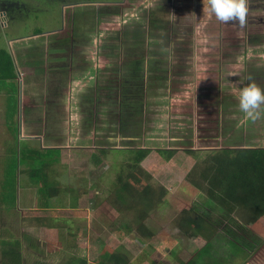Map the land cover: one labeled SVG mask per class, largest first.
<instances>
[{
    "label": "rangeland",
    "instance_id": "rangeland-1",
    "mask_svg": "<svg viewBox=\"0 0 264 264\" xmlns=\"http://www.w3.org/2000/svg\"><path fill=\"white\" fill-rule=\"evenodd\" d=\"M136 1L128 0L127 7L123 8L119 4V6L96 4L82 9L78 8L80 12H83V18H86L88 23L95 24L92 28L90 24L88 35L90 39L88 38L87 45L83 42L82 47H85L83 49L88 48L92 61L95 60V63L97 61L101 65L97 67V71H99V76H105L102 77V81H110L105 72L120 66L126 53L130 55L134 51L135 54L147 53L146 43L142 45L138 43L135 44L136 46L129 43L128 46L126 43H120L119 38L113 36L110 31L115 30L122 33L125 26L132 27V24L138 22L143 24L146 21L154 24L151 30L153 32L151 37L154 36L153 42L155 43L153 49L165 43V40H161L156 44L158 40L166 38L164 33H170L171 30H173L172 33L178 32L179 29L185 32L191 27V30L196 31L197 38L200 40L191 46L196 50H201V67L196 68L195 74L193 73L194 82L191 81L192 75H188L185 84H182V88L179 89V95L171 93L172 95L167 99H161L158 97L156 83L153 84L151 74L143 71L142 86L140 83L139 85L132 83L133 91L131 90L129 94L122 95V92L121 96H117L118 91L116 94L112 92L109 97L107 92L111 90L104 89L102 96L98 97L100 103L96 105V108H91L92 102L83 105V110H78L79 117L71 122L73 123L71 134L75 136L79 131V135L70 142L67 141L66 148H70L72 152L79 153L81 156L85 151L84 148L98 151L100 155L98 160L101 159L99 166H95L97 164L93 161L91 163L89 161L74 162L65 154V158L58 155L56 161L51 163L49 171L51 178L57 179L55 184L59 187L61 195L48 196V200L45 198V203L47 201L49 205L54 203L56 208L37 212L38 216H41L39 224L30 217L19 218L14 212L1 210L0 264L7 262L1 251L4 241L19 242L21 264H80V261H86L87 264H100L104 261L105 252L108 255L116 254L126 264H181L190 258L187 257L189 255L186 248L187 237L181 228L182 215L176 210V200L193 201L197 203L196 206L199 204V207L207 204L208 200L203 192L206 186L195 194L191 191V185L187 183V179L194 171L199 173L206 166V162L222 150L264 148V115L260 120L250 121L239 111L237 100L238 88L250 82L264 89V65L255 64L256 58L259 60L262 56L264 57V46L259 47V50L256 47L260 45V42L254 39L246 41L243 38V33L251 35L253 31L256 35L261 34L260 32L264 29L254 25L247 30L241 29L235 24L221 23L206 12L199 15L198 22L200 23L194 25L192 16L184 15L183 12H180L184 16L182 18H179L180 13L171 16V12L167 11L170 8H164L163 12L158 13V8L166 3L165 0H150L152 11H148L144 6L134 8ZM247 2L251 4L252 0H247ZM41 5L43 7L41 8L43 16L41 20L48 24L41 27L42 25L34 23L35 20L29 18L23 19L24 23L40 30L57 27L58 25L54 24L59 22V0H43ZM78 5L75 4L72 8ZM156 5L158 6L155 7ZM97 12L102 17L100 22H98L100 19L96 20ZM102 13L109 17L104 18L105 15ZM151 13L153 16L150 15ZM18 20L20 19H13L17 26L16 21ZM94 27L99 29L98 32L96 29V36L99 33L98 39L92 37ZM146 30L147 27L142 29L144 32ZM108 36H110L109 39H107ZM232 42L243 43L239 49L250 51V53L247 51L248 57L245 53L242 58L243 66L237 64L238 67L235 65L233 67L230 61L221 62L222 57L219 60L215 58V55L220 53L217 50L225 49V45L234 49ZM20 44V47L27 48L31 42L26 41ZM103 47L106 50L102 61L100 52ZM142 48L146 51L140 50ZM26 50L21 52L20 58L24 59L26 70L33 71L35 62L33 64L30 61H34L35 57L28 58ZM42 54L41 59L45 62L46 55ZM36 58L40 59V57ZM227 58L229 59L230 56ZM191 59L194 64L193 55ZM135 60L137 62L140 58L135 56ZM66 62H68L67 59ZM193 64H191L192 68ZM86 72L88 73L84 74H88V77L81 84H75L73 99H77L80 92L81 94L89 90L94 92L96 89V85L91 88L95 78L89 77L94 74L93 68L89 67ZM249 77L251 80L248 79ZM128 86L130 87L131 84ZM194 87L196 88L195 93ZM28 90L27 87L24 91L28 93L27 101L29 98L32 102L48 99L50 103L57 104V101L61 100L59 98L62 97L61 91V94L57 95L59 89L57 93L55 90L54 92L44 91L45 98L34 96L38 94V91L34 93L33 88ZM66 95L64 91V97ZM115 96H117L116 100L114 99L116 104L113 103ZM123 96H127L125 97L127 103L137 104L139 107H132L131 112L125 111L121 116L126 120L122 122L116 113L120 104L118 101ZM172 96H177L173 99L179 98L183 102H191L194 98H198L202 114L211 115L210 117L202 115L206 122L219 119V130L214 134L215 136L208 137V131L202 133L200 130H203L207 123L200 124V122L198 123L199 128L193 135L192 127L189 126L191 122H188L190 114H186L187 117L184 118L183 103L181 105L179 104L181 101H172ZM76 108L73 105L71 112L76 113ZM93 109L98 111V117L93 116ZM136 109H139L142 115L133 117L132 112ZM55 112L56 108L50 110V114ZM57 118L61 117L57 115ZM139 149L150 151L142 163L145 173L144 184L155 188L152 196V202L155 201V203L150 205L145 200L140 203V198L136 197H132L131 202L125 194L122 195V192L118 190V176L126 172V163L134 156L133 152ZM187 149L192 150L193 154L184 155L183 152ZM165 150L176 151V154L168 159L165 155L159 154V151ZM6 166L5 179L6 183H9L10 178L15 175V166L11 162ZM28 170L29 168L21 169L20 184L22 188L32 190V194L29 193L28 196L37 200L36 189H40L41 185H31L29 181L25 184L24 179L27 178ZM197 179L199 180L198 177ZM51 182L55 181L51 180ZM4 191L6 194L5 188ZM117 202L122 203L123 206L118 205ZM20 208H22L21 205ZM142 212L147 213L149 217L145 216V220L150 219V223L147 224V221L146 225L153 230L154 238L151 240L145 239L136 231L138 225L142 223L138 218ZM210 214L212 220L208 218L205 220L210 225L209 231L215 233L213 238L224 236L225 240L230 241L240 250L230 247L229 258L224 259L222 264H264V238L255 230L248 228L245 215L238 211L228 214L220 213L216 207ZM49 220H51L50 223ZM3 228L7 229L10 234L3 232ZM28 236L31 237L29 240ZM196 242L199 243L198 240ZM7 258L10 264L11 259Z\"/></svg>",
    "mask_w": 264,
    "mask_h": 264
},
{
    "label": "crops",
    "instance_id": "crops-1",
    "mask_svg": "<svg viewBox=\"0 0 264 264\" xmlns=\"http://www.w3.org/2000/svg\"><path fill=\"white\" fill-rule=\"evenodd\" d=\"M42 1L43 0H0V52L5 51L11 56L14 64V73L16 74V79L14 81H3L0 79V211L5 210L10 213L14 212L19 218H25L26 216L30 217L32 218L31 220H34L37 224H39L41 217L38 216L39 214L37 212L45 209L48 210L50 208H56V204L52 203L49 205V201L45 203V198L48 200L47 197L49 196V193L46 194L41 189H36L37 192L35 191L37 194V200L36 198H30L28 194H32V190H27L25 187L22 188L20 184L21 169L24 170L29 168L27 178L24 179L25 184L29 181V184L31 185H38L41 184V182L38 181V179H34V177L31 178V173L33 174V170L35 169L42 168L43 171L41 172V176H46L48 184L50 186L52 185L51 187L58 189L57 194L53 193L54 195L50 196L55 197V195H61V193L59 187L55 184L57 179L51 178L49 170L51 169V163L56 161L58 155L65 158V154L68 159L74 162L89 161L91 163L93 161L91 157L93 156L92 154L90 157L81 160L72 157V151L70 148H66V142H70V140H73L75 137L77 138L79 135V131L75 136L71 134L73 125L71 122L76 117H79L78 110L82 111V106L91 102V99L93 101L91 108H96L97 98L95 96L98 91H96V89L99 87V80L102 79V76H99L98 74L99 71H97V67H100L101 65H99L97 61L95 63V60L94 62L92 61V56L88 53V48L80 49L81 47L78 44V40L80 39L78 29H75V36L70 35L72 36L71 38L68 37L67 34H64L66 29L63 27H65L64 25H67V19H71L70 16L65 17V14L69 15L68 12L70 11L68 10H75L78 8L82 9L83 7H89V5L81 3L79 7L72 8L73 4L68 5L66 2L69 0H59L60 17L58 24L54 25L60 24V30L55 28L44 30L34 29L33 27L26 25L23 19H34V23L42 25L41 27L48 24V22H42L41 20L43 19V16L41 15V8H43L41 5ZM92 1L99 2V0ZM136 2L137 3H135L134 8H136V6H144L148 9V11H152L150 8V0H137ZM165 2L166 3L163 5H170V10L167 11L171 12V16L183 12L184 15L192 16L194 22L192 23L194 25L200 23V21L198 22V17L203 12V0H165ZM252 2L253 4L249 3L250 5H253L251 12L252 17L247 14L246 24L244 26L240 27L236 24L235 25L241 29L245 28V30L249 29L251 25L257 27L259 26L264 29V0H252ZM116 4H119L122 8L127 7L128 0H123L122 4L118 2ZM157 6L158 5L155 7ZM164 8L161 5L157 12H163ZM19 10H21V12H19ZM181 13L179 18L184 17ZM71 15H73V13ZM14 18L20 19L16 21L18 26L13 21ZM10 19H12V21H10ZM38 19H40L39 22ZM140 23L141 22L132 24L131 28L141 27V29L144 30V27H147V30L145 31V36L147 37V40L145 41L147 45V53L142 52L144 56V61L142 63L143 70L145 72H150L149 69L151 60H156V62L160 63L163 68L169 70V73L175 72V74L165 83L161 91L160 89H156V91L159 95L158 97L161 99H167L172 95L171 93H173V95H179V89L182 88V84H185L188 75H192L191 81L193 83V73L195 74L196 68L201 67V50H196L195 47L191 46V44L194 45L198 42V40H200L197 38L196 31L191 30V27L185 32H181L179 29L178 32L175 31L172 33L173 30H171L170 33H164L166 37L165 39H160L156 42L157 44L159 41L165 40V43L163 45H157L156 48L153 49L155 43L153 42L154 36L151 37L153 33L151 30L154 28V25L152 26L151 23L146 21H144L143 24ZM228 24L234 25L232 22H229ZM96 29L97 32L99 31L98 27H94L91 34L92 37L98 39L99 33L96 36ZM110 32L113 33L115 30ZM254 33L255 32L253 31L250 33L251 35L243 33L244 40L248 41L249 39H254L260 42V45L258 44L259 46L256 48L264 46V31L260 32L261 34L255 35ZM89 34L90 32L88 29V32L85 33L86 39H83L86 45ZM26 41L31 42L29 47H20V43H24ZM232 43H234L232 46L234 49L226 47L225 45V49L223 51L217 50L220 53L216 54L215 58L216 60H219V58L222 57L223 61L221 62L227 63V61H230V65H233V67L234 65L235 67H238L239 65L243 66L244 63L242 58L245 53L248 57L250 51L248 49H239V46H243V43ZM135 44L138 43H133L132 45ZM74 45L77 46L76 49H74ZM26 49H29V55L27 54L28 58L35 57L34 61H30L33 64L35 62V68H33V71L26 70V64L23 62L24 59L20 58L21 52ZM148 49H150V51ZM140 50L146 51L144 48ZM247 51H249V53ZM134 52H132V64H136L135 56L138 58H141L142 56V54H135ZM42 53H45L46 55L45 62L41 59V56L43 55ZM100 54L101 56L103 55L102 51ZM191 55L195 58L194 64L191 59ZM229 56L230 58L228 59L227 57ZM36 57H40V59L38 60ZM66 59L68 62H66ZM103 60L104 57L102 56V61ZM245 60L248 65V59L246 58ZM255 60L256 65H264L263 56L259 58V60L258 58ZM165 61H171L172 64L169 68H167ZM90 63L92 64L90 65ZM191 64H193V68L191 67ZM89 67L94 70V74L89 77L95 78L91 84V88L96 85V89L94 92L89 90V92H85L86 94L83 92V94H81L80 92L77 99H73L72 93L73 89H75V84H81L82 81L88 77V74L85 75L84 73H88L86 71ZM62 72H65L64 77L61 75ZM27 87L29 90L33 88L34 93L38 91V94L34 96H43L44 98L46 96L45 92H54V90L56 92L59 89L57 95L62 92V97L59 98L61 100L57 101V104L50 103L48 99V101L32 102L29 98V101H27L28 93H24ZM172 89L173 91H171ZM193 90L195 93L196 88L194 87ZM64 91H66L67 94L65 97ZM90 92L93 94H89ZM90 96L91 99H89ZM176 97L177 96H172L171 98L172 101H181V103H179L181 105L183 103V117L186 118V114H190L188 122H191L189 123V126L192 127L194 135L196 129L199 128V120L202 118L201 103L198 98H194L191 102H183L179 98L173 99ZM73 105L75 108L77 106L75 110L76 113L71 112ZM52 108H56V112L50 114V110H52ZM35 110H37V112H35ZM92 114L93 116L95 115V117H98V111L95 109H93ZM57 115L61 118L58 119ZM204 116L210 117L211 115ZM182 140L185 141L184 138H182ZM84 149L87 150V148ZM91 151L93 153L95 152L94 150ZM75 154L76 156H79V153L75 152ZM9 162L13 163L15 166V175L13 178H10L9 183H6L5 177L7 174L5 175L4 170H6V164H9ZM95 166H99V164L97 163ZM51 180L55 182H51ZM5 185H8V187H5ZM4 188L7 190L6 194ZM40 194L42 195V198ZM20 205L22 208H20ZM50 221L51 220H49V223ZM3 232L10 234L7 229L4 228ZM30 238L31 237L28 236V240Z\"/></svg>",
    "mask_w": 264,
    "mask_h": 264
},
{
    "label": "trees",
    "instance_id": "trees-1",
    "mask_svg": "<svg viewBox=\"0 0 264 264\" xmlns=\"http://www.w3.org/2000/svg\"><path fill=\"white\" fill-rule=\"evenodd\" d=\"M150 15L153 16V13ZM151 25L153 26L154 24L151 23ZM113 36L119 38V41H121L120 43H126L128 46L130 45L129 43H131V45L133 43H139L142 45V43H145L147 40L145 32L142 31L141 27H135L132 29L129 26H125L122 33L115 31L113 32ZM109 38L110 36L107 37V39ZM83 42V39L78 40L79 45ZM103 46L106 47V45ZM80 47V49L85 48L81 45ZM104 47L101 48V50L103 49L102 54L105 53L106 50ZM76 48L77 46L74 45V49ZM102 56L104 57L105 54ZM143 61L144 56L142 54L140 61L136 62V64H132V55L126 53V57L120 66L107 70L105 74L110 81L104 82L102 79L99 80L100 84L95 96L97 98V104L100 103V98L98 97L102 96L104 89L107 91L111 90L107 92L108 96L112 92L113 94H116L118 91L119 93L117 96H121L122 92V95L130 93L132 90V83H136L137 85L140 83L141 85V75L144 71L142 67ZM165 63L167 64V68L172 64L171 61H165ZM149 70L153 84L156 83V89H160V91L165 83L175 74V72L169 73V70L163 68V66H161L160 63H157L156 60H151ZM61 75L64 77L65 72H62ZM102 77L105 76L103 75ZM0 79L3 81H14L16 79L12 58L5 51L0 52ZM129 84H131L130 87L128 86ZM126 90H128V92ZM117 96L113 97L114 104H116L114 99L116 100ZM125 97L127 96H123V98L118 101L120 104L118 106V112L116 113V116L121 118L122 122L126 120L125 117H122L125 111L131 112L132 107H139L137 104L132 105V103H127ZM89 99H91V96ZM91 102L93 103L92 99ZM137 115H142L141 112H139V109L132 112L133 117ZM199 122L200 124L207 123L204 117H202ZM204 127L205 128H202L203 130L200 131H202V133L203 131H208V137L215 136L214 134L219 130L213 120H209ZM133 153L134 156L132 159L126 163V172L118 176V190L122 192V195L125 194L131 202L132 197H136L140 198V203L145 200L149 205L154 204L155 201L152 202V196L155 188H151L143 182V176L145 173L142 168V163L150 151L139 149ZM91 154L93 156H91ZM159 154L165 155L168 159H171L176 154V151H159ZM183 154L190 155L193 154V152L192 150H187L186 152L184 151ZM90 156L95 164L100 163L101 160H98L100 157L98 151L93 153L91 150H85L83 151V156L80 154L79 156H76L75 152H72V157L80 160ZM206 163V166L199 171V173L192 170L194 172L190 175L189 179H187V183L191 185L190 189L195 194H198L204 189V186H206V190H203V192L208 198L207 204L199 207V204L196 206L197 203H194L193 201L179 199L176 200L175 204L177 212L182 215L181 228L187 237L186 242L188 245L186 248L187 252H189L187 257L190 258L183 261L181 264H222L224 259L229 258L230 247L240 251L237 246L233 245L230 241L225 240L224 236L213 238L215 233L209 231L208 227L210 225L206 222L205 218L212 220L210 213L213 212L214 207H216L220 213L228 214L233 213L234 211L242 213L247 217L248 228L255 230L264 238V148L225 149L218 152L209 160V162ZM42 171V168L33 170L31 178L34 177V179H38V181L41 182L40 189L44 193H49V196L54 195L53 193L57 194L58 189L51 187L48 184L46 176H41ZM159 201L160 200H158V202ZM119 204L122 203L119 202L118 205ZM121 206H123V204ZM118 208L120 209V207ZM145 216L148 217L147 213L142 212L140 217H138L142 223L138 225L136 231L142 237H145V239L148 238L151 240L154 238V233L153 230L146 225L147 221V224L150 223V219L148 220V217L145 220ZM197 240L199 243L196 242ZM2 247V254L4 259L7 260L4 264H9L7 257L11 259L10 264H21V257L19 256L20 246L18 241H12L11 243L4 241ZM103 256L104 261L100 264H126L116 254L108 255L105 252ZM87 263L88 262L86 261H80V264Z\"/></svg>",
    "mask_w": 264,
    "mask_h": 264
},
{
    "label": "clouds",
    "instance_id": "clouds-1",
    "mask_svg": "<svg viewBox=\"0 0 264 264\" xmlns=\"http://www.w3.org/2000/svg\"><path fill=\"white\" fill-rule=\"evenodd\" d=\"M203 5V12L221 23L232 22L240 27L246 24L247 0H203ZM237 100L239 111L250 121L260 120L264 115V89L256 83L239 87Z\"/></svg>",
    "mask_w": 264,
    "mask_h": 264
},
{
    "label": "flooded vegetation",
    "instance_id": "flooded-vegetation-1",
    "mask_svg": "<svg viewBox=\"0 0 264 264\" xmlns=\"http://www.w3.org/2000/svg\"><path fill=\"white\" fill-rule=\"evenodd\" d=\"M122 1L123 0H99V2L98 1H92V0H69V1H66L67 3H68V5L69 4H73V5H75V4H81V3H86L87 5H91V6H94V5H99V4H116L117 2L118 3H122ZM165 4V3H164ZM251 4H253V2L251 3ZM101 5V6H102ZM80 5H78V6H76L75 8H77V7H79ZM106 6H108V7H113V6H111V5H106ZM116 6H117V4H116ZM162 6H163V8L165 7V9H167L170 5L169 4H167V5H163L162 4ZM252 7H253V5H250L249 3H248V13L247 14H249L251 17H252V15H251V12H252ZM170 8V7H169ZM109 9H111V8H109ZM108 9V10H109ZM113 9V8H112ZM68 11H70V12H68L69 13V15L68 14H65V17H71V19L69 20V19H67V25H64L65 27H63V28H65L66 30H65V32H64V34H67L68 35V37H72V36H75V34H74V32H75V29L77 28L78 29V31H79V38H82V39H86V36H85V33L86 32H88V29H89V26H90V24H92L91 25V28L93 27V25H95V24H93V23H88L87 22V19L85 18H83V12H80V10H78V9H75V10H68ZM73 11V12H72ZM66 13H67V11H66ZM73 13V15H71ZM105 13H106V11H105ZM105 13H102L103 15H105ZM60 14V13H59ZM107 17H109V16H107V15H105L104 16V18H107ZM102 19V17L100 16V14H99V12H97V14H96V20L98 21L99 19ZM101 19L98 21V22H100L101 21ZM59 27H60V24L57 26V27H55V29H58V30H60L59 29ZM74 34V35H73ZM70 35H72V36H70ZM87 40H88V38H87ZM82 43H80V45H81ZM29 50V49H28ZM28 50H26V51H28ZM224 50V48L222 49V51ZM227 53V52H226ZM38 61V60H37ZM218 121H219V119H214V122L216 123V126L218 127L219 126V124H218Z\"/></svg>",
    "mask_w": 264,
    "mask_h": 264
}]
</instances>
